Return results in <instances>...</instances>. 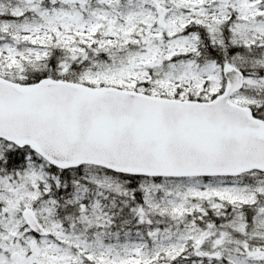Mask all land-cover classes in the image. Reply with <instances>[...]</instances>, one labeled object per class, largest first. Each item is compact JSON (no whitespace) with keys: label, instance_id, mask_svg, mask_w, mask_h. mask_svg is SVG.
I'll return each mask as SVG.
<instances>
[{"label":"snow or ice","instance_id":"snow-or-ice-1","mask_svg":"<svg viewBox=\"0 0 264 264\" xmlns=\"http://www.w3.org/2000/svg\"><path fill=\"white\" fill-rule=\"evenodd\" d=\"M0 264H264V0H0Z\"/></svg>","mask_w":264,"mask_h":264}]
</instances>
